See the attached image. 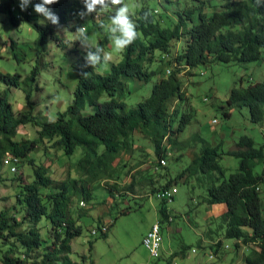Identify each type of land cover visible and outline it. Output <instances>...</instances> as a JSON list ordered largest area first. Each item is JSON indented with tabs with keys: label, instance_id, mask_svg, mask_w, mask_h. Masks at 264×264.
<instances>
[{
	"label": "trees",
	"instance_id": "trees-1",
	"mask_svg": "<svg viewBox=\"0 0 264 264\" xmlns=\"http://www.w3.org/2000/svg\"><path fill=\"white\" fill-rule=\"evenodd\" d=\"M194 1H200V4L174 12L176 20L169 27L163 26L164 19L158 16L157 10L143 4L135 17L129 18L130 22L137 24L138 38L121 52V61L113 64L106 75L96 71L103 61L106 37L100 39L95 47H89L88 51L98 62L94 65L90 61L84 70L78 72L72 101L65 112L57 114L55 121H40L32 114L31 90H25L28 110L18 115L8 101V91H0V167L8 158H14L19 163L28 162L33 171L31 183L23 184L22 175L17 177L21 183V191L16 197L17 210L14 207V212L11 208L0 211L1 264H87L84 261L73 262L69 258L71 241L81 235V227L77 224L81 214L77 212L75 217L76 211L71 209L73 199H77L78 205L89 200L97 184L109 186V191L116 189L119 157L134 150L136 134L150 141L156 158L159 161L164 159L166 163L169 154L165 143L172 146L177 133L189 119L188 115H182L178 125H174L179 116L177 101L185 99L179 78L181 73L190 75L192 69L213 62L253 63L261 59L264 0H259V3L257 0H224L221 10L210 16L203 13L204 1ZM166 2L172 3L171 0ZM13 3L14 0H0V14L10 13L14 24L21 19L30 21V13L13 15ZM50 9L57 15L58 25L47 22L44 26H34L39 35L40 49L29 77L33 84L43 67L48 37L57 46L65 47L54 28L65 25L76 29L87 15L92 20L96 17L93 12H87L84 0H59ZM80 13L87 14L81 17ZM71 23L75 25L71 26ZM181 40L184 42L182 49L172 55L173 47ZM156 52L160 59L155 57ZM157 59L160 64H166V68L151 69ZM153 76H157L158 81L152 86L149 97L128 109L118 98L125 81L148 82ZM0 80L6 86L18 88L20 76L0 74ZM103 96L109 99L100 103ZM174 103L176 109H172ZM86 106L94 113L82 115ZM232 108H245L251 123H262L264 76L260 82L231 89L223 108L224 117L230 116ZM25 125H39L38 138L51 142L52 147L62 150L67 156L72 155L77 147L84 149L75 166L77 178L68 176L63 181L54 180L48 174V167L35 165L29 159L35 142L14 140L19 127ZM198 140L202 148L181 177L195 174L198 169L206 174L220 171L218 159L221 155L217 147L201 138ZM99 146L103 148L100 154L97 152ZM228 154L239 159L238 170L219 185H210L204 203L209 207L225 206L226 211L222 215L224 237L236 240L237 249L240 243L253 246L249 255L244 257V263L264 264V202L260 198L264 169L261 175L253 172L255 163L264 162V144L256 148L251 138L243 136ZM15 169L14 173H17ZM169 186L167 183L161 190L171 191ZM166 202L162 200V203ZM159 214L162 221L170 223L164 206L160 207ZM43 218L49 227L46 239L41 237L38 228ZM102 234L105 233L102 231ZM212 245L219 248L221 242Z\"/></svg>",
	"mask_w": 264,
	"mask_h": 264
},
{
	"label": "rangeland",
	"instance_id": "rangeland-1",
	"mask_svg": "<svg viewBox=\"0 0 264 264\" xmlns=\"http://www.w3.org/2000/svg\"><path fill=\"white\" fill-rule=\"evenodd\" d=\"M201 1H204L203 13L207 16L220 11L224 3V0ZM39 2L30 0L24 11H21L20 0H14L12 4L14 16L30 13V21L21 19L14 24L10 20V13L0 14V74L20 76L18 88L6 86L0 80V91H8V101L18 115L28 110L25 90H31L29 101L33 104L32 114L40 121H55L57 114L68 108L76 87L77 74L90 62L89 47H95L100 39L106 37L103 61L96 70L100 75H106L113 64L121 61V52L114 47L115 40L122 37L119 25L115 23L120 9H127L125 15L129 19L134 18L141 6L146 4L157 10L158 16L164 19L163 26L169 27L176 20L174 12L200 4V1L194 0H171V4L166 0H121L119 4L104 0L92 11L96 15L93 20L87 15L76 29L65 25L54 28L65 47L57 46L48 37L43 67L33 84L29 77L40 49L39 35L34 26H44L38 23L43 18L34 11L35 4ZM81 27L86 28L83 34L77 32ZM183 43L182 40L176 43L172 55L180 52ZM261 56L259 61L253 63L213 62L192 69L190 75L181 73L179 78L185 99L177 101L179 116L174 125H178L182 115H188L189 119L177 133L174 144L165 143L166 153L169 154L165 168L155 169L159 160L150 141L134 138V145L141 149L120 155L116 189L109 191V186L97 184L91 191V198L83 201L85 205H78L77 199H73L71 209L76 211L75 217L77 212L81 214L77 222L81 227V235L71 241V261H84L87 264H245L244 257L249 255L253 246L240 243L237 249L236 240L225 238L223 211L215 209V217L205 219L204 200L210 185L217 186L237 172L239 159L228 152L235 149L241 137L251 138L256 148L264 144V121L260 124L251 123L245 108H232L228 118L223 115L231 89L262 81L264 49ZM155 57L159 58L160 54L156 52ZM159 59L152 64L151 69L166 68V64L158 62ZM157 81V76L151 77L148 82L126 80L118 98L128 109L133 108L149 97ZM108 99L103 96L100 103ZM174 106L175 103L172 109H176ZM92 113L94 110L86 106L82 115ZM214 120L216 123H213ZM40 129L39 125L21 126L14 140L35 142L29 159L35 165L48 167L52 179L63 181L68 176L77 178L75 166L83 156L84 149L77 147L72 155L67 156L62 150L52 147L51 142L41 141L38 138ZM199 138L217 147L221 155L218 159L220 171L206 174L198 169L197 173L182 178V173L202 148ZM102 150L99 146L97 152L100 154ZM12 168H17V173L10 172L5 161L0 167V211L11 208V212H14V207L17 210L16 197L21 191L18 175H22L23 184L33 181L32 166L28 162L14 164ZM263 169L264 162L253 166V172L257 175H261ZM167 183H170L171 192H175H172L173 199L162 203L157 195ZM260 198L264 202V184L260 185ZM161 206H164L172 222L161 220ZM156 222L161 227L159 240L162 248L158 260L152 259L142 245V239ZM38 228L41 237L46 239L49 228L46 219H41ZM102 230L105 234H102ZM218 241L221 242L219 248L212 245Z\"/></svg>",
	"mask_w": 264,
	"mask_h": 264
},
{
	"label": "clouds",
	"instance_id": "clouds-1",
	"mask_svg": "<svg viewBox=\"0 0 264 264\" xmlns=\"http://www.w3.org/2000/svg\"><path fill=\"white\" fill-rule=\"evenodd\" d=\"M59 0H40L39 3H36L34 6V11L38 14V16L43 19L38 20V23L41 25H45L46 22H50L53 25H58V17L54 14L50 6L58 3ZM121 0H112L113 4H119ZM259 3V0H257ZM84 3L87 7V12L91 13L95 6L98 4H103L104 0H84ZM30 4V0H20V8L21 11L27 9ZM127 11L126 8L120 9L118 16L115 20V23L119 25V29L122 33V37L118 38L114 42V47L116 51L122 52L126 48H128L135 40L138 38L137 32V24L135 22H130L128 17L125 15ZM87 13H80L81 17L85 16ZM86 31L85 27H81L77 29V32L83 34ZM90 61L95 65L98 60L96 57L89 56ZM157 164V163H156ZM156 166V165H155Z\"/></svg>",
	"mask_w": 264,
	"mask_h": 264
},
{
	"label": "built area",
	"instance_id": "built-area-1",
	"mask_svg": "<svg viewBox=\"0 0 264 264\" xmlns=\"http://www.w3.org/2000/svg\"><path fill=\"white\" fill-rule=\"evenodd\" d=\"M14 11L15 8L13 7ZM169 71L167 70V73ZM213 123H216V121L214 120ZM263 139H264V135H263ZM19 162H15L14 158H8L7 160H5V166L9 167L10 172H12V167L14 164H18ZM157 197L159 199H164L167 200V197H173V195H170L167 193V189H163L160 190ZM169 222H172V219L169 218ZM105 229L107 230V227L104 225ZM157 228H161L160 227V223L156 222L154 223L151 228L148 230V232L146 233V235L144 236V238L142 239V245L144 246V248L148 251L149 256L152 259H158L160 256V241L159 239H157V237L154 236V229ZM93 234V231H92ZM226 248V247H225Z\"/></svg>",
	"mask_w": 264,
	"mask_h": 264
},
{
	"label": "crops",
	"instance_id": "crops-1",
	"mask_svg": "<svg viewBox=\"0 0 264 264\" xmlns=\"http://www.w3.org/2000/svg\"><path fill=\"white\" fill-rule=\"evenodd\" d=\"M136 137L137 138H140V136L139 135H137L136 134ZM135 137V138H136ZM134 149L136 150V152L137 151H140V149L141 148H138V147H136V145H134ZM206 205V204H205ZM206 216H205V219H209V218H213V217H215V215H214V211H215V209H219V211H223V213L226 211V208H225V206L223 205V204H217V205H212V206H207L206 205ZM217 215H219V214H217ZM162 248V247H161Z\"/></svg>",
	"mask_w": 264,
	"mask_h": 264
},
{
	"label": "bare ground",
	"instance_id": "bare-ground-1",
	"mask_svg": "<svg viewBox=\"0 0 264 264\" xmlns=\"http://www.w3.org/2000/svg\"><path fill=\"white\" fill-rule=\"evenodd\" d=\"M13 11H14V10H13ZM15 162H18V160L15 159ZM164 164H165L164 159H161V160L159 161V163H158V166L161 167V166H164ZM159 167L156 168V170H158ZM15 171H16V169H15V168H12V172H15ZM172 192H175V191H172ZM172 192H171V191H167V193L170 194V195H173ZM171 199H172V197H167V201H170ZM161 200H164V199H161ZM102 231H104V230H102ZM154 236L157 237V239H160V228L154 229ZM159 241H160V240H159ZM160 248H161V244H160Z\"/></svg>",
	"mask_w": 264,
	"mask_h": 264
}]
</instances>
